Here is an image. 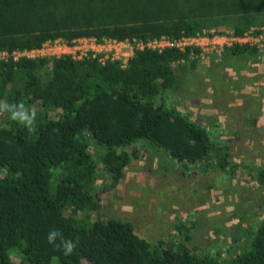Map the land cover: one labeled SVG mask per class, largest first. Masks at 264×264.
<instances>
[{
	"label": "trees",
	"instance_id": "trees-1",
	"mask_svg": "<svg viewBox=\"0 0 264 264\" xmlns=\"http://www.w3.org/2000/svg\"><path fill=\"white\" fill-rule=\"evenodd\" d=\"M248 32L264 35V0H0V105L23 104L36 114L26 127L0 111V264H264V213L244 220L248 236L216 259L190 243L188 222L175 225L182 240L153 247L130 221L99 211L102 193L116 187L146 146L142 140L180 161L211 157L222 169L239 167L202 119L164 103L173 104L168 94L199 63L198 46L134 48L125 64L91 51L14 58L57 39L72 46L81 38L176 41ZM260 53L257 44L239 42L222 51L240 60ZM99 165L106 184L96 181ZM251 177L264 185V166ZM53 229L76 243L71 255L48 243Z\"/></svg>",
	"mask_w": 264,
	"mask_h": 264
},
{
	"label": "rangeland",
	"instance_id": "rangeland-1",
	"mask_svg": "<svg viewBox=\"0 0 264 264\" xmlns=\"http://www.w3.org/2000/svg\"><path fill=\"white\" fill-rule=\"evenodd\" d=\"M250 42L261 52L253 60L233 58V54L223 57L222 41L212 37L186 41V45L200 48V61L195 69H184L181 86L168 94L167 101L173 104L164 101L192 119H202V125L223 140L220 145L229 146L228 161L239 167L222 169L212 165L211 157L201 164L180 161L142 140L146 146L138 148L137 158L127 165L116 187L108 184L102 193V216L130 221L135 232L153 247L161 240H182L175 225L188 222L192 227L190 243L216 259L219 251L233 252V239L248 236L251 230L244 220L256 221L264 213V185L251 177L253 168L264 166V38ZM75 45L81 52L103 50L87 39ZM75 52L54 46L30 56ZM93 149L91 142L90 151ZM208 162L210 166H204ZM98 168L96 181L106 184L108 175L100 165ZM19 259V255L12 256L14 262Z\"/></svg>",
	"mask_w": 264,
	"mask_h": 264
},
{
	"label": "built area",
	"instance_id": "built-area-1",
	"mask_svg": "<svg viewBox=\"0 0 264 264\" xmlns=\"http://www.w3.org/2000/svg\"><path fill=\"white\" fill-rule=\"evenodd\" d=\"M200 37L203 38L204 36L192 37V38H183L181 40H176V41H171L166 37H160L159 39L150 40L148 42H143L141 40H131V41H129V40H126V41L105 40L101 43L96 42L94 39H89V40L94 41V44H96L97 46L102 47L103 50H101V52H99V53H95L93 50H85V51L81 52L82 50H80L77 45L74 44L72 46H69V45L65 44L63 41L57 39L53 42L45 43L40 49H34L31 51H23V52L25 53L24 55H26L28 57H36V56H30V53L31 52H41V50H43V49L52 48L54 46H62V47L66 46L68 49L76 50V52L74 54L67 53V54H71L75 58H81V57L87 56L88 52L91 51L93 53V55L101 54V56L99 58L100 60H106L108 58L119 59L122 61L123 64H125L127 59L132 55L134 48L142 49L145 46L148 48H157V49H162L163 47H166V46H177L180 48H184L185 46H187L185 44L186 41L198 39ZM207 37H209V36H207ZM263 38H264V35H261L259 37H254L252 35V33H250V32L244 34V36H242V37L219 36V35L212 36V39H218V40L222 41V43L220 44V48H222L224 45H231L234 42L255 44V42L252 43L250 41H257V40L261 41ZM109 46H110V49L108 50L107 47H109ZM124 49H127V52H124L123 51ZM20 54L22 55V52L15 53L14 58H17V55L21 56ZM3 55L4 54H2L1 56H3ZM54 55L59 56L56 54H54ZM60 55H62V54H60ZM37 57H39V56H37Z\"/></svg>",
	"mask_w": 264,
	"mask_h": 264
},
{
	"label": "clouds",
	"instance_id": "clouds-1",
	"mask_svg": "<svg viewBox=\"0 0 264 264\" xmlns=\"http://www.w3.org/2000/svg\"><path fill=\"white\" fill-rule=\"evenodd\" d=\"M0 111H6L9 113V119L14 122L31 127L36 119V114L30 112L23 104H3L0 105ZM59 239V244L57 240ZM48 243L62 249L63 254L71 255L76 247V243L73 240L65 239L59 230L53 229L47 235Z\"/></svg>",
	"mask_w": 264,
	"mask_h": 264
},
{
	"label": "crops",
	"instance_id": "crops-1",
	"mask_svg": "<svg viewBox=\"0 0 264 264\" xmlns=\"http://www.w3.org/2000/svg\"><path fill=\"white\" fill-rule=\"evenodd\" d=\"M86 38H81V39H79L78 41H81V40H85ZM87 40H89V39H87ZM250 44V43H249ZM258 46V45H257Z\"/></svg>",
	"mask_w": 264,
	"mask_h": 264
}]
</instances>
